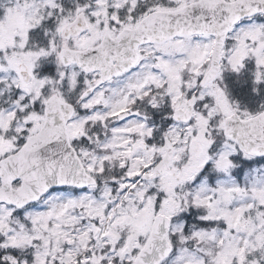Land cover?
I'll list each match as a JSON object with an SVG mask.
<instances>
[{"label":"snow or ice","instance_id":"obj_1","mask_svg":"<svg viewBox=\"0 0 264 264\" xmlns=\"http://www.w3.org/2000/svg\"><path fill=\"white\" fill-rule=\"evenodd\" d=\"M262 93L264 0H0V264H264Z\"/></svg>","mask_w":264,"mask_h":264},{"label":"trees","instance_id":"obj_2","mask_svg":"<svg viewBox=\"0 0 264 264\" xmlns=\"http://www.w3.org/2000/svg\"><path fill=\"white\" fill-rule=\"evenodd\" d=\"M247 80V77H242L240 79L239 82L235 80H230L231 81V87H232V90L231 92L233 93V95L237 98H239L241 100V102L243 100L245 101H248L251 97V91L249 89V87H243V85L245 84H249V83H245V81ZM246 86V85H245ZM250 102V101H248Z\"/></svg>","mask_w":264,"mask_h":264},{"label":"rangeland","instance_id":"obj_3","mask_svg":"<svg viewBox=\"0 0 264 264\" xmlns=\"http://www.w3.org/2000/svg\"><path fill=\"white\" fill-rule=\"evenodd\" d=\"M262 96H264V93H262ZM260 97H258V100H255V102H256V104H258L259 103V101H260Z\"/></svg>","mask_w":264,"mask_h":264}]
</instances>
